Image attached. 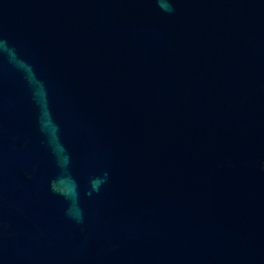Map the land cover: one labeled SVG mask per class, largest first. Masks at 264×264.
I'll return each instance as SVG.
<instances>
[{
	"label": "water",
	"instance_id": "95a60500",
	"mask_svg": "<svg viewBox=\"0 0 264 264\" xmlns=\"http://www.w3.org/2000/svg\"><path fill=\"white\" fill-rule=\"evenodd\" d=\"M0 264H264V0H0Z\"/></svg>",
	"mask_w": 264,
	"mask_h": 264
}]
</instances>
